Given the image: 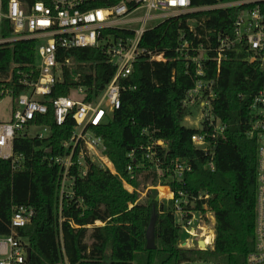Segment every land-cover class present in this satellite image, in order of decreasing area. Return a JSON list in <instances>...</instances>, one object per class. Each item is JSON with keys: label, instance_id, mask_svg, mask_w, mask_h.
Returning <instances> with one entry per match:
<instances>
[{"label": "trees", "instance_id": "trees-1", "mask_svg": "<svg viewBox=\"0 0 264 264\" xmlns=\"http://www.w3.org/2000/svg\"><path fill=\"white\" fill-rule=\"evenodd\" d=\"M228 1L232 0H190L193 7ZM240 11L184 15L144 35L141 46L164 54L168 61H139L133 75L124 81L135 89L122 94L120 109L107 126L96 130L105 140L106 154L117 173L136 192H128L120 177L93 167L86 178H76L74 200L64 201L61 206L63 171L51 159L65 154L62 144L72 136V119L57 126L50 108L47 115H39L29 124L30 128H49L52 136L48 140L42 142L29 135L15 138L13 152L21 158L16 165L22 170L15 168L12 160L0 159V237L11 235L17 206L32 208L35 217L31 225L16 230L17 237L31 249L28 264H61L64 258L69 264H248L256 248L260 144L257 134L253 139L249 137L254 125L251 107L255 97L264 91V69L261 63L244 61L243 54L232 55L218 66L216 53L209 52L203 79L215 80L212 114L226 126L212 155L192 142L194 135L203 132L184 125L198 111L184 106L196 83V66L188 65L177 52L182 37L194 48L207 47L209 40L214 48L219 33H232ZM3 26L2 36L9 37V23ZM37 46L34 41H22L0 47V102L6 96L13 98V112L19 96L28 90L24 81L36 82L39 77ZM67 56L79 64L74 74H81L83 79L75 83L68 77L54 89L51 98L67 97L71 88L80 85L102 93L115 73L108 59L95 49H76ZM201 125L209 130L206 123ZM155 138L168 143L167 149L159 150L158 165L164 170L161 179L154 164L141 160V147ZM131 152H137L134 159L129 158ZM175 160L185 162L191 169L181 180L174 176L171 163ZM130 166L132 173H128ZM159 184L170 187L175 195L173 201L161 202L157 191L148 189ZM180 192L188 201L210 197L208 205L215 217L213 248H180L184 233L177 222L176 202L189 210ZM161 194L163 200L171 197L165 188H161ZM203 204L204 200H198V209ZM154 210L156 249L149 251L147 230ZM186 217L191 218L188 214Z\"/></svg>", "mask_w": 264, "mask_h": 264}, {"label": "built area", "instance_id": "built-area-1", "mask_svg": "<svg viewBox=\"0 0 264 264\" xmlns=\"http://www.w3.org/2000/svg\"><path fill=\"white\" fill-rule=\"evenodd\" d=\"M241 9L231 34L219 33L214 40V48L209 40V45L192 47L184 37L180 39L177 52L188 65L196 66V83L189 91L184 101V106L197 108L195 120L197 129L201 132L192 137L196 148L214 154L216 141L226 132V126L214 118L212 102L216 99L215 80H205L204 65L208 62L209 52L217 55V64L228 60L232 55H246L244 61L255 64L261 63L264 69V0H232L211 6L193 7L190 0H37L34 3L20 0H0V47L12 45L22 41H34L38 45L36 69L39 73L37 81H24L28 90L19 96L12 114V120L7 124H0V159L12 160L15 168L22 170L21 158L13 152V143L16 137H26L30 122L39 115H47L52 108L57 126H62L68 119L74 122L72 136L63 142L65 150L63 156L51 159V163L61 168L59 201H71L75 198V180L77 177L86 178L91 168L97 167L114 176H119L113 163L107 156L105 140L96 133L97 129L107 126L109 120L121 107L122 94L134 90L129 84H124L134 73L135 65L141 60L147 62L168 61L164 54H156L141 46L144 35L154 30L166 21L178 17L208 14L214 11H227ZM145 11L144 15L137 14ZM8 22L11 35L3 37V25ZM149 23L153 26L148 28ZM191 31L194 27L191 26ZM211 34L212 32H208ZM209 36V35H208ZM76 49H95L100 51L110 64L115 68L109 84L104 91L96 94L94 88L76 86L71 88L69 96L51 98L54 89L64 84L67 78L80 82L81 74H74L79 67L67 53ZM194 53L195 55H192ZM62 60V61H60ZM85 65V64H84ZM90 65V64H89ZM91 66V65H90ZM219 72V69H218ZM91 97V98H90ZM251 114L254 125L249 137L259 136L258 167H257V198L255 236L256 248L248 257V264H264V91L253 100ZM206 123L208 131L202 127ZM40 133L32 138L44 142L50 138L49 128H41ZM167 149L168 143L164 140L152 139L147 146H142L143 162L154 164L158 177L164 175L159 163V150ZM137 152H131L129 158L134 159ZM174 176L181 180L184 174L191 169L185 162L175 160L171 163ZM143 166V165H141ZM211 168L214 167L211 163ZM132 173V167H128ZM123 182L124 188L136 192L127 181ZM160 188H165L174 193L169 186L150 187L157 191L158 200ZM189 210L180 207L176 216L182 231L188 234L192 241L180 243V248H195L198 241V231L206 229L201 225L204 218H211L215 222L213 211L208 202L209 196H200L192 201L186 200L184 193H179ZM204 200L202 209H198L197 201ZM191 218H187L186 215ZM210 214V216H209ZM35 211L28 207L14 209L11 221L12 232L10 236L0 237V264H28L26 243L17 237L16 230L31 225ZM62 222V219L60 220ZM209 238V237H208ZM208 238H202L205 242ZM205 248L197 242V249L207 250L214 247L215 237ZM61 264H69L64 258Z\"/></svg>", "mask_w": 264, "mask_h": 264}, {"label": "rangeland", "instance_id": "rangeland-1", "mask_svg": "<svg viewBox=\"0 0 264 264\" xmlns=\"http://www.w3.org/2000/svg\"><path fill=\"white\" fill-rule=\"evenodd\" d=\"M145 11H142L140 13H138L137 15L138 16H141V15H144ZM153 26V23H149L148 25V28ZM40 64V63H39ZM38 64V65H39ZM13 106H14V101H13V98H11L10 96H6L1 102H0V124H7V123H10L11 120H12V114H13ZM184 125L186 127H189V128H196L197 126V123L195 122V120H185L184 122ZM29 133V136H35V135H38L40 133H43L46 135V133H44V130L41 129V128H32L28 131ZM142 191V190H141ZM145 196H146V191L142 193V196H141V201L143 199H145ZM159 201H162L159 199ZM164 201V200H163ZM210 216V214H209ZM178 221H179V217L177 218ZM206 230L205 231H198L197 235H198V238L197 240L199 242H202L204 241L203 239L204 238H212L213 235L215 237V222L211 219V218H204V222L201 224ZM184 233V237H183V242H187V241H192L193 238H191L188 234H186L185 232ZM203 238V239H202ZM198 241H195L194 242V246L193 247H197V242ZM213 244V242H212ZM212 248V246L210 247Z\"/></svg>", "mask_w": 264, "mask_h": 264}, {"label": "water", "instance_id": "water-1", "mask_svg": "<svg viewBox=\"0 0 264 264\" xmlns=\"http://www.w3.org/2000/svg\"><path fill=\"white\" fill-rule=\"evenodd\" d=\"M156 212L155 210L153 211V215H152V219H151V223L150 226L147 230V250L151 251V250H155L156 246H155V223H156ZM204 243L200 242V246L203 247ZM205 248V247H203ZM27 261L30 262L31 261V249L27 250Z\"/></svg>", "mask_w": 264, "mask_h": 264}, {"label": "bare ground", "instance_id": "bare-ground-1", "mask_svg": "<svg viewBox=\"0 0 264 264\" xmlns=\"http://www.w3.org/2000/svg\"><path fill=\"white\" fill-rule=\"evenodd\" d=\"M159 192H160V193H159V197H161V198H162V194H161V188H160V191H159ZM211 242H212V240H211V238L209 237V238L207 239V241L203 242V243H204L203 247H205V246H206V244H207V245H210V244H211Z\"/></svg>", "mask_w": 264, "mask_h": 264}, {"label": "crops", "instance_id": "crops-1", "mask_svg": "<svg viewBox=\"0 0 264 264\" xmlns=\"http://www.w3.org/2000/svg\"><path fill=\"white\" fill-rule=\"evenodd\" d=\"M101 226V225H100Z\"/></svg>", "mask_w": 264, "mask_h": 264}]
</instances>
